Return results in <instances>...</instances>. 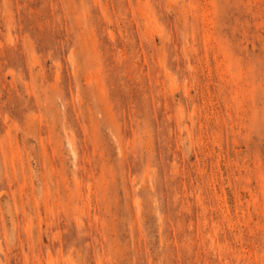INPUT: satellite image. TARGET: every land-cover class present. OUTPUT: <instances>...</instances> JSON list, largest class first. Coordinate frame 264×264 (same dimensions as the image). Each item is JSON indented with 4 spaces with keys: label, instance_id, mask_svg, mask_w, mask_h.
Returning a JSON list of instances; mask_svg holds the SVG:
<instances>
[{
    "label": "rangeland",
    "instance_id": "obj_1",
    "mask_svg": "<svg viewBox=\"0 0 264 264\" xmlns=\"http://www.w3.org/2000/svg\"><path fill=\"white\" fill-rule=\"evenodd\" d=\"M0 264H264V0H0Z\"/></svg>",
    "mask_w": 264,
    "mask_h": 264
}]
</instances>
